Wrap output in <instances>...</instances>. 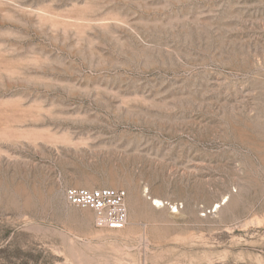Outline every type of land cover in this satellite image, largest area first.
<instances>
[{
  "label": "rangeland",
  "instance_id": "obj_1",
  "mask_svg": "<svg viewBox=\"0 0 264 264\" xmlns=\"http://www.w3.org/2000/svg\"><path fill=\"white\" fill-rule=\"evenodd\" d=\"M0 264H264V0H0Z\"/></svg>",
  "mask_w": 264,
  "mask_h": 264
},
{
  "label": "built area",
  "instance_id": "obj_2",
  "mask_svg": "<svg viewBox=\"0 0 264 264\" xmlns=\"http://www.w3.org/2000/svg\"><path fill=\"white\" fill-rule=\"evenodd\" d=\"M125 193L110 188L80 189L70 188L65 192L66 202L77 209L89 210L94 213L99 228L117 231L122 230L127 221L125 209ZM171 215L181 210V205L165 204Z\"/></svg>",
  "mask_w": 264,
  "mask_h": 264
},
{
  "label": "bare ground",
  "instance_id": "obj_3",
  "mask_svg": "<svg viewBox=\"0 0 264 264\" xmlns=\"http://www.w3.org/2000/svg\"><path fill=\"white\" fill-rule=\"evenodd\" d=\"M155 203L161 206L160 201L156 200ZM152 206H153V205H152ZM154 206H157V205H154ZM126 223H127V221H126Z\"/></svg>",
  "mask_w": 264,
  "mask_h": 264
}]
</instances>
